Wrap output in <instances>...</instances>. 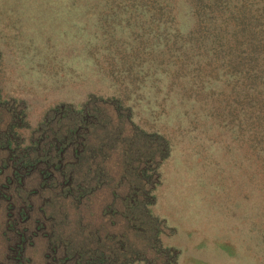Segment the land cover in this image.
Masks as SVG:
<instances>
[{"label":"rangeland","instance_id":"obj_1","mask_svg":"<svg viewBox=\"0 0 264 264\" xmlns=\"http://www.w3.org/2000/svg\"><path fill=\"white\" fill-rule=\"evenodd\" d=\"M0 264H264V0H0Z\"/></svg>","mask_w":264,"mask_h":264},{"label":"trees","instance_id":"obj_2","mask_svg":"<svg viewBox=\"0 0 264 264\" xmlns=\"http://www.w3.org/2000/svg\"><path fill=\"white\" fill-rule=\"evenodd\" d=\"M67 137V136H66ZM82 186H79V188H81ZM83 188H84V186H83ZM101 251V250H100ZM94 254L97 252V250H94V251H92ZM91 253V252H90ZM92 254V253H91ZM100 260L99 261H102L103 259H105V260H107L106 259V256H105V253L104 252H102L101 251V253H100ZM97 258H99V257H97ZM97 258H96V260L94 259V262H96L97 261Z\"/></svg>","mask_w":264,"mask_h":264}]
</instances>
